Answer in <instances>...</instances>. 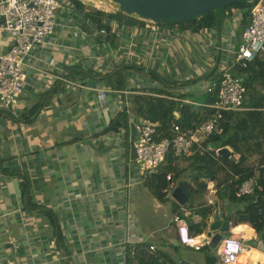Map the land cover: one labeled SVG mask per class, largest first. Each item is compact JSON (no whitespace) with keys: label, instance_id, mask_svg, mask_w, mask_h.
I'll list each match as a JSON object with an SVG mask.
<instances>
[{"label":"crops","instance_id":"1","mask_svg":"<svg viewBox=\"0 0 264 264\" xmlns=\"http://www.w3.org/2000/svg\"><path fill=\"white\" fill-rule=\"evenodd\" d=\"M79 1L84 10L74 3L60 10L54 32L27 59L23 92L10 108H0V163L16 172L0 170V264H126L127 254L132 264L135 253L151 263L208 264L205 247L196 250L179 241L173 217L181 208L187 209L189 213L182 214L188 228L201 239L212 230L215 206L205 214V196L191 193L185 205L173 198L158 199L139 180L130 129L122 128V135L108 124L119 111L131 112L130 88L152 83H145L141 71L156 78L151 72L162 68L156 78L161 88L166 80L174 94H195L199 100L188 96L185 100L204 102L210 80L193 75L191 67L193 62L205 65L197 57L200 46L212 60L216 46L236 45L242 35L235 28L227 30L228 35L235 32L232 38L223 37L217 29L214 35L209 30L197 35L169 24L159 33L143 25L115 22L109 24L104 40L98 34L101 27L87 15L100 9L93 0ZM104 2L108 11L119 7L113 0ZM233 15L237 28L241 13ZM12 43V34L0 28V52ZM121 66H129V88L124 91L113 89L108 78H102ZM103 88L111 90L106 102L99 99ZM40 104L33 122H24L21 117ZM130 114L131 121L142 118ZM15 179L26 197L23 203L17 197ZM29 200L33 207H27ZM217 203L235 225L234 206L231 212L221 208L218 198ZM254 230L252 239H244L245 249L235 262L246 250L264 253L259 248L264 237ZM150 245L156 250L152 252ZM245 264H252L251 257Z\"/></svg>","mask_w":264,"mask_h":264},{"label":"built area","instance_id":"2","mask_svg":"<svg viewBox=\"0 0 264 264\" xmlns=\"http://www.w3.org/2000/svg\"><path fill=\"white\" fill-rule=\"evenodd\" d=\"M66 4L74 6L72 0H0V17L4 18L0 22V28L13 36V43L10 48L7 51L0 52V108H10L23 92L27 59L34 48L45 42L48 36L54 32L60 10L64 9ZM135 16L143 21V28H148L152 32L161 33L163 26L167 24L138 15ZM115 22L104 20V23L108 26ZM175 25L178 26V24ZM207 30L213 35L217 34L216 30L207 28L197 32L194 31V33L199 35ZM234 33V31H229L228 36L232 38ZM98 34L106 40L109 30L107 27H101ZM226 45L216 46L217 56L212 60L205 55V47L203 45L200 46L198 51V59H202L205 62V66H200V71L208 74L211 70H216V77L206 84L204 91L213 94L215 101L212 103L205 101L198 103L214 110L206 120L199 123L192 130H183L179 124L174 122L170 127L172 136H165L163 131H159L157 122L144 118L139 120L132 118V121L138 125L139 129L134 146L137 154L136 160L141 172L139 177L141 182H146L147 177L151 175L164 173V167L169 162V156L173 158V164H175L191 157L195 153L204 154L211 152L214 156L223 155L219 152L222 146L209 145L207 140L214 134H222L224 128L221 124V119L224 112L245 109V100L251 92L244 83L243 78L236 74L235 68H246L251 62L256 60L259 54L264 57V0H256L251 12V21L242 34L239 48L236 49L233 42H226ZM222 52L225 54L224 59H222ZM232 69L235 71L232 72ZM62 79L68 81L66 78ZM110 91L108 88L101 89L99 99L106 102ZM187 101L193 102L191 100ZM117 133L124 134L123 130ZM162 175L167 183L163 188V192L166 196L171 197L172 190L177 184V180L174 179V172L169 171ZM199 181L205 183L204 196L206 205L220 209L216 198L218 190L217 179L201 177ZM258 186H260L259 178L258 174H255L241 184L237 195H252ZM182 213L185 215L189 211L181 208L173 217V222L177 226L179 241L183 245L196 250H200L205 246L210 247L211 236L204 235V237L199 239L198 234L190 232L186 218ZM231 226L234 225L230 224ZM226 234L229 235L224 236L214 249L218 258L215 264H226L230 256L235 257L239 250L245 249L242 236L233 237L230 229ZM225 237L237 240L240 247L236 252H218V248ZM150 250L152 252L155 251L156 246L150 245ZM135 255L137 254L135 253ZM162 263V261L145 263L139 260L132 262V264ZM166 264L175 263L167 262Z\"/></svg>","mask_w":264,"mask_h":264},{"label":"trees","instance_id":"3","mask_svg":"<svg viewBox=\"0 0 264 264\" xmlns=\"http://www.w3.org/2000/svg\"><path fill=\"white\" fill-rule=\"evenodd\" d=\"M79 9L84 10L83 4L79 0H72ZM256 0H239L238 2L228 5L222 12L218 10L210 11L206 14L190 18L183 22H171L169 25L178 24L183 29L191 31H199L207 28L210 30L218 29L223 20L229 17L233 18L234 12H240L239 21L241 36L251 21V12ZM100 27L109 26L104 20H115L119 24L127 25H143V21L137 16L123 12L119 6L115 11L93 10L87 14ZM242 38V37H241ZM132 67V66H131ZM129 66L116 67L115 70L102 76L108 78L113 89L124 91L129 88L128 74L126 69ZM236 74L243 78L244 83L249 88L250 95L245 100V109L232 110L223 113L221 124L223 126L222 134H214L207 140L209 145L218 147L229 146L232 148L231 155H238V158H232L227 155L214 156L211 152L204 154L195 153L182 161L186 162V166L179 168V162L173 164V158L169 156L168 164L164 167L165 174L169 171L174 172V179L177 180L180 173L184 170L190 171L193 180L197 186L191 192L192 197L202 198L206 187L204 182H199L201 177L217 179L218 190L217 198L220 200L221 208L232 212L231 216L234 224L247 222L251 224L264 237V57L259 54L253 62L246 68L236 67ZM216 70L210 71L209 76H214ZM153 77H157L155 72H151ZM159 79V78H158ZM164 88L157 87L155 84H147L144 87L133 86L130 88L132 92L128 97L130 110L136 117H142L159 124V131H163L165 136H172L170 127L172 123L179 124L183 130H192L199 123L206 120L212 113L213 108L199 105L197 101L188 102L186 94H174L169 88V81L164 80ZM149 87V88H147ZM138 91V92H136ZM152 94H149V93ZM205 102L212 103L215 96L211 93L204 92ZM41 107L37 105L24 114V122H33V116ZM131 114L125 108L117 113L109 124V129L121 131L122 128L130 129ZM250 158H255L256 163L250 165ZM0 163V170L4 173L16 174L15 171L10 172L8 168ZM151 175L147 177L146 183L153 194L162 201L169 200L163 192V188L167 183L163 179V175ZM258 174L259 185L255 189V193L237 195V191L241 184L248 178ZM18 176H21L17 172ZM27 184L28 182L24 180ZM194 195V196H193ZM33 207V202L29 200L27 207ZM206 213H211L212 206H206ZM49 218L56 223V218L51 211H47ZM204 214V212H203ZM201 231V230H199ZM58 240H62V236L58 231ZM208 264H214L217 256L210 247L205 246ZM133 260H139L145 263H151L146 257L137 254ZM166 262V261H164ZM165 264V263H162Z\"/></svg>","mask_w":264,"mask_h":264},{"label":"water","instance_id":"4","mask_svg":"<svg viewBox=\"0 0 264 264\" xmlns=\"http://www.w3.org/2000/svg\"><path fill=\"white\" fill-rule=\"evenodd\" d=\"M117 3L123 12L133 15H138L146 19H152L159 22L171 23V22H183L190 18L206 14L213 10L223 11L228 5L234 4L239 0H113ZM4 20L0 17V22ZM218 33H220V27H218ZM235 70L232 69V72ZM131 154L132 158L136 159V149L134 146L135 140L138 136V125L131 121ZM223 155H231V149L228 146L222 147L219 151ZM14 186L19 198V202L23 203L26 197L23 196L19 181L14 180ZM195 190V186L189 182H178L173 188L171 197L177 201L180 205H185L189 201L190 193ZM214 223L211 226L212 230L207 233L211 236L210 248L214 250L221 239L230 229V219L226 216L225 211L217 209L214 214ZM259 248L264 251V239L259 242ZM126 264H129L128 254L126 256ZM179 264H191L186 260H182Z\"/></svg>","mask_w":264,"mask_h":264},{"label":"clouds","instance_id":"5","mask_svg":"<svg viewBox=\"0 0 264 264\" xmlns=\"http://www.w3.org/2000/svg\"><path fill=\"white\" fill-rule=\"evenodd\" d=\"M93 6L97 9L108 11V5L104 2V0H93ZM230 232L233 237L242 236L245 240L252 239L255 235L254 228L247 222H241L231 226ZM239 247L240 245L236 239L225 237L218 248V252L234 253ZM243 250H239L237 255ZM249 257L252 259V264H256L257 260H260L261 264H264V253H261L255 248L246 250L243 255L239 256L238 261L236 262L234 261L236 256H230V258L226 261V264H245V261H247Z\"/></svg>","mask_w":264,"mask_h":264},{"label":"rangeland","instance_id":"6","mask_svg":"<svg viewBox=\"0 0 264 264\" xmlns=\"http://www.w3.org/2000/svg\"><path fill=\"white\" fill-rule=\"evenodd\" d=\"M115 5L119 6L117 3ZM231 19L232 18L229 19V17H228L227 19L223 20L222 23H221L220 32L223 35V37H226L228 35V32H227L228 29H234V28L237 29V31H238V33L240 35V32H241L240 31V28L239 27L236 28L235 24L233 23V20H231ZM240 44H241V40L236 41V45H235L236 46V49L239 48ZM224 57H225V54H224V52H222V59H224ZM203 66H205V65H203ZM191 67L193 69V75H196L198 77L207 76V77H204L203 79H208V80H212L214 77H216V73H215L214 76H209V73L208 74L202 73L200 71V67L197 66L194 62L192 63ZM139 73L145 79V83L146 84L148 83V81H150L153 84H155V86L160 87V83L158 81H156V78L149 77V75H150L149 73L146 74L144 71L143 72L141 71ZM156 74L160 76L162 74V68H160L158 71H156ZM147 88H149V87H147ZM185 96L192 97V98L195 97L194 99H197L198 98V100L200 99V96L195 95V94H191V93L190 94H186ZM230 149L232 151V148L231 147H230ZM234 156H235V158H238V155L237 154L234 155ZM248 163L250 165H253V164L256 163V159L255 158H250V160L248 161ZM179 166H180L179 168L185 167L186 166V162L181 161L179 163ZM192 178H193V176H192L191 172L190 171H187V170H184V172L180 173L179 177L177 178V181L178 182H186V181H189V182H191L196 187L197 184L195 183V180H193ZM169 200L170 201H173L172 200V197L169 198ZM166 206L168 207V205H166ZM150 207H151V205H150Z\"/></svg>","mask_w":264,"mask_h":264}]
</instances>
